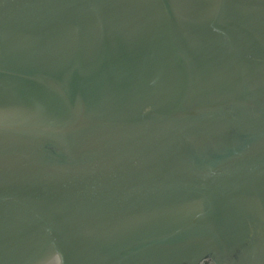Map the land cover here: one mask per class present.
Masks as SVG:
<instances>
[{"label": "water", "instance_id": "95a60500", "mask_svg": "<svg viewBox=\"0 0 264 264\" xmlns=\"http://www.w3.org/2000/svg\"><path fill=\"white\" fill-rule=\"evenodd\" d=\"M0 264H264V0H0Z\"/></svg>", "mask_w": 264, "mask_h": 264}]
</instances>
